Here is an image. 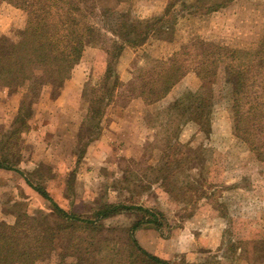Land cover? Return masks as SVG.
I'll return each mask as SVG.
<instances>
[{
	"label": "rangeland",
	"instance_id": "374dc122",
	"mask_svg": "<svg viewBox=\"0 0 264 264\" xmlns=\"http://www.w3.org/2000/svg\"><path fill=\"white\" fill-rule=\"evenodd\" d=\"M169 1L128 3L134 17L147 18L161 13ZM117 4V0H95L91 20L99 25L98 13ZM26 16L23 9L2 3L0 35L16 38ZM263 34L264 0H233L211 14H181L168 40L151 38L139 48H125L116 66L123 85L95 119L98 129L93 139L83 122L93 96L91 88L98 89L105 69L103 46L87 45L61 87L42 90L26 127L14 121L25 87L10 90L0 85V159L8 152L13 168L25 171L34 186L45 189L68 212L93 217L99 208L120 203L159 211L161 226L142 223L133 234L145 251L163 260L264 264V163L233 133L229 87L211 107L207 134L194 123L175 131L174 147L168 149L177 152L168 160L175 162L160 172L169 135L164 132L165 110L176 95L172 92L147 104L131 91L141 86L148 68L167 61L195 37L247 48ZM198 84L191 72L177 83L175 93L195 90ZM174 166V175L161 185L160 178H155ZM19 201L30 215L51 211L50 202L21 175L0 168V221H15L14 205ZM218 204L226 206V216L215 212ZM142 219L141 212L124 210L102 220L107 230L101 234L125 252V232Z\"/></svg>",
	"mask_w": 264,
	"mask_h": 264
},
{
	"label": "trees",
	"instance_id": "16d2710c",
	"mask_svg": "<svg viewBox=\"0 0 264 264\" xmlns=\"http://www.w3.org/2000/svg\"><path fill=\"white\" fill-rule=\"evenodd\" d=\"M231 1L170 0L161 13L138 18L131 14L129 0H117L116 7L98 13L97 25L91 20L95 0H0V5L21 8L27 15L25 26L16 38L0 35V85L10 90L25 87L15 123L26 127L42 90H58L79 63L85 47L100 45L107 54L105 69L98 89L91 88L93 96L88 99L83 122L93 139L98 129L95 119L102 114L104 104L112 100L115 89L123 85L116 66L125 48H139L151 38L168 40L181 14H211ZM191 72L199 82L197 89L183 90L177 95L175 86ZM147 74L135 92L129 88L145 103H156L172 92L176 95L165 110L164 132L169 135L163 155L165 162L158 172L175 162L168 160L177 152L168 149L174 147L172 140L180 127L194 123L199 131L209 132L211 107L228 87L233 133L264 163V34L257 44L247 48L195 37L167 61L148 68ZM137 75H142V68ZM7 154L2 155L0 168L21 175L28 186L50 202L51 211L30 215L20 201L14 205L15 221L12 224L0 221V264H183L145 251L133 234L142 223L161 226L163 216L159 211L120 203L99 208L93 217L68 212L45 189L34 186L25 171L14 169ZM175 169L171 167L169 173L155 179L160 178L163 185ZM215 209L216 213L227 215L224 204L215 205ZM124 210H137L144 219L135 221L125 232V252H122L112 239L101 233L107 230L102 220ZM227 227L230 228V222Z\"/></svg>",
	"mask_w": 264,
	"mask_h": 264
},
{
	"label": "crops",
	"instance_id": "0c3cea01",
	"mask_svg": "<svg viewBox=\"0 0 264 264\" xmlns=\"http://www.w3.org/2000/svg\"><path fill=\"white\" fill-rule=\"evenodd\" d=\"M18 106V105H17Z\"/></svg>",
	"mask_w": 264,
	"mask_h": 264
}]
</instances>
